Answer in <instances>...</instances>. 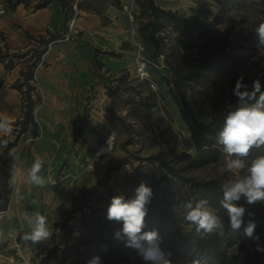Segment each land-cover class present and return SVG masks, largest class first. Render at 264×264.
Wrapping results in <instances>:
<instances>
[{"label":"rangeland","instance_id":"374dc122","mask_svg":"<svg viewBox=\"0 0 264 264\" xmlns=\"http://www.w3.org/2000/svg\"><path fill=\"white\" fill-rule=\"evenodd\" d=\"M157 4L187 15L192 14L193 9L203 7L215 13L219 7L218 0H157ZM134 6L136 12L133 21H136L138 27L140 8L137 0H134ZM0 9H3L0 18H4L9 11L3 3L0 4ZM257 19L264 22V8L247 2L245 6L228 12L220 23L196 40L199 48L194 47L190 51L192 62L196 61V57L215 49V45L219 47L225 43L229 44L225 52L228 57L230 56L227 58L230 72H206L203 76L187 81V102L200 111L203 118L221 113L222 115L217 117L221 119L232 110L225 98L232 78L237 80L243 75L245 82L248 78L252 82L259 78L261 71L264 70V47L258 48L256 42H242L236 38L238 35H235L239 24L244 23L242 20L252 22ZM134 35L135 39L121 42L123 51L120 52L121 60L118 61L122 64L115 66L114 63L97 60L94 64L95 78L91 83V90L84 96L71 97L69 113L59 112L63 117V124H58L62 143L54 145L62 147V155L56 163L52 160H43L44 165L40 175L45 178V185L37 187L26 183L27 171H24L23 181L21 177H18L16 182L11 180L13 184H9L12 189L9 202L5 209L0 210V264H38L43 258L49 259L54 264H86L95 256L101 258V264L152 262L143 260L138 250L134 248L126 247L125 258L111 260L99 245H87L84 242L85 229L81 223V211L74 212L69 221L63 223L68 210L78 203L83 191L91 189L100 179L104 180L98 183L99 195L92 194L91 203L101 215V219L108 220L106 211L111 198L116 195L126 197L130 192L126 172L133 169L150 171L148 161L142 160V157L160 149H164L167 154L178 152L184 148L183 137L190 134V129L169 93L166 82V78L170 76L167 59L174 60L172 56L168 58L169 48L181 39L179 31L170 27L163 29L160 35L164 40L158 51L139 35L137 29ZM5 43L12 51H23L29 47L27 44H12L6 32L0 28V46H4ZM106 52L115 54L113 50ZM138 55L157 64L149 69L155 88L147 81L137 78ZM256 61L257 65L254 63ZM18 63L22 68L24 67L23 62ZM6 71L0 64V76L3 77ZM33 84L35 89L31 95L36 101L33 111L35 119L36 106L42 104V97L37 81ZM20 98L22 104V94ZM63 102L62 98V104ZM35 123L37 125L35 134L38 130L42 134L39 122L35 121ZM110 129L116 135L115 145L107 155L95 160L93 151ZM25 132L27 134L24 132L19 134L17 150L23 147L27 136L35 135L29 129ZM13 135L12 133L8 137L12 138ZM38 139L40 136L33 141ZM17 150L14 147L12 153L15 168L20 156H15ZM189 151L193 153L194 149ZM226 159V154L222 153L218 159L192 169L191 174L204 178L218 177L225 183L233 178V174L225 168ZM242 159L246 165L252 162L248 157ZM34 161L29 162L32 165ZM31 187L40 203L33 210H30L29 205ZM32 211L48 218L51 232L50 238L39 244L23 239L30 231L23 221V216L24 213H32ZM83 211L88 209L84 208ZM62 231L65 234L60 239L59 234ZM58 239L61 241V250L54 252V244ZM248 239L244 240L248 241ZM86 249L89 250L87 253L84 252ZM166 258L171 264H187L178 257L166 254Z\"/></svg>","mask_w":264,"mask_h":264},{"label":"trees","instance_id":"16d2710c","mask_svg":"<svg viewBox=\"0 0 264 264\" xmlns=\"http://www.w3.org/2000/svg\"><path fill=\"white\" fill-rule=\"evenodd\" d=\"M50 1L0 0V4L3 3L5 8L11 11L18 4L37 9L46 6ZM58 2L64 11L65 27L75 10L83 6L90 7L82 5L79 0H58ZM74 2L76 9L73 8ZM114 2L118 3L119 0H114ZM137 2L140 8L138 33L154 46V50L158 51L163 44L164 37L160 35L163 29L170 27L180 33L181 39L169 48L168 58L172 56L174 60L168 61L167 59L170 76L166 78V82L169 86V93L190 129V134L183 137L184 148L178 152L167 154L164 149H160L142 157V160L148 161L150 171H137V169L127 171L125 175L130 192L125 198L134 197L135 189L142 182L152 189L153 196L150 203L146 204L147 215L142 231L157 230L159 235L157 243L160 250L166 254L170 253L172 257L181 258L186 263L198 261L199 264H264V252L256 251L257 244L264 246V204L248 205L244 199L238 201V205L247 209L244 217L245 224L238 232L233 233L229 226L227 212L220 205L221 185L224 182L218 177L204 178L191 174L192 169L218 159L223 153L220 146L215 144L214 137L216 131L222 126L224 118H217L221 113L203 118L202 113L189 105L186 99L188 80L203 76L206 72H230L227 61L230 56L228 57L225 52L229 44L225 43L219 47L215 45V49L196 57V61L192 62L190 51L194 47L199 48L196 40L220 23L231 10L245 6L247 2L264 8V0H218L219 7L215 13L203 7L193 9L190 15L164 8L155 0H137ZM242 22L244 23L239 24L235 31V35H238L236 38L242 42H256L254 30L262 23L260 19L252 22L242 20ZM65 29L61 30V33L47 32L38 35L25 32L29 39L27 44L29 47L23 51H12L6 43L0 46V64L6 70H10L18 62L24 64L19 71V77L11 84V87L23 95L21 115L14 122L13 137H0V141H7V147L0 159V210L6 208L10 199L12 189L9 179L12 170V153L18 142L19 134L27 129L32 134L36 133L37 125L33 113L36 101L31 95L35 89L34 69L42 61V55L48 43L59 38ZM254 63L258 64L257 61ZM259 79L264 85V70L261 71ZM247 80L246 83L251 84V79ZM3 81V77L0 76V86ZM235 82L236 80L232 78L225 97L232 110L237 106V98L232 94ZM190 149H194V152H190ZM260 155H264V147L252 149L247 157L254 160ZM103 180L100 179L98 183ZM98 183L94 184L91 189L83 191L78 203L68 210L63 223L68 222L74 212L81 211V223L85 229L84 242L87 245H99L109 259L119 260L125 258L127 253L126 238L122 240L115 237V233L122 229V221H104L94 209L91 195H99ZM190 199L193 200V204L199 199L208 200L210 210L223 222L225 232L223 237L217 234L204 235L202 231L197 233L195 225L185 220L187 209L184 203ZM84 208L88 211H83ZM247 212L254 214L252 219L257 225L255 233L259 235V241L244 240L247 238L244 233V227L249 219ZM64 234V231L59 234L60 239L64 237ZM60 244L61 241L58 239L54 244V252L61 250ZM87 251L89 250L86 249L84 252L87 253ZM43 262L51 261L43 258L38 264ZM141 264H152V262Z\"/></svg>","mask_w":264,"mask_h":264},{"label":"crops","instance_id":"0c3cea01","mask_svg":"<svg viewBox=\"0 0 264 264\" xmlns=\"http://www.w3.org/2000/svg\"><path fill=\"white\" fill-rule=\"evenodd\" d=\"M79 1L82 5L90 6L75 10V25L79 32L65 41L54 39L47 45L42 61L37 65L36 81L42 104L36 106L35 116L42 134L40 139L21 149L16 166L21 181L24 179V171L31 167L30 160H52L56 163L61 158L62 147L54 145L62 143L58 124H63V117L59 115V112L69 113L71 97L84 96L91 90L90 86L95 78V62L98 60L114 63L115 66L122 64L118 61L121 60L120 52L123 51L121 42L135 39L136 21L130 20L122 7L123 4L128 3L135 13L134 0H119L118 3L114 0ZM155 1L157 3V0ZM0 28L6 32L12 44L26 45L29 39L25 32L32 35L47 32L61 33V30L66 28L64 11L58 0H51L46 6L37 9L18 4L4 18H0ZM112 50L115 54L106 52ZM21 68L22 66L17 63L7 70L0 86V119L8 120L13 127L14 122L21 115V94L11 87V84L19 77ZM24 133L27 134V132ZM3 136L8 135L0 134V137ZM15 148L17 150V145ZM4 149L0 147V159ZM9 184H11V178ZM29 189L31 191L29 205L30 210H33L40 203L33 188Z\"/></svg>","mask_w":264,"mask_h":264},{"label":"clouds","instance_id":"9594fccd","mask_svg":"<svg viewBox=\"0 0 264 264\" xmlns=\"http://www.w3.org/2000/svg\"><path fill=\"white\" fill-rule=\"evenodd\" d=\"M256 46L264 47V22L255 28ZM232 94L237 98V106L227 112L222 126L215 133V144L226 154L225 168L233 174L221 185L222 199L220 205L226 210L229 217V226L233 233L238 232L245 224L247 209L237 202L244 199L248 205L256 203L264 204V155H260L249 165L242 158L247 157L254 148L264 147V85L259 78L248 84L241 75L237 78ZM12 124L5 119H0V134L11 135ZM0 147H7V141H0ZM44 161L36 159L27 169L26 183L37 187H43L45 178L40 175ZM243 173V174H242ZM153 196L152 189L145 183L135 189L132 198L123 195L113 196L107 207L106 218L110 221H122V229L115 233L118 239L126 238V247L138 250L145 261L153 264H171L157 243L158 231H142L147 215L146 204L150 203ZM70 208V205H68ZM187 212L185 220L195 225L197 233L204 235H225L223 222L220 217L210 210L207 199H199L193 204V200L184 203ZM249 217L244 227L245 236L253 241H259V235L255 233L257 227L253 213L247 212ZM23 221L30 231L23 237L26 241L39 244L50 238L48 218L39 213H24ZM123 234V235H122ZM256 251L264 252V246L256 245ZM168 256L171 254L168 253ZM86 264H101V258L95 256ZM187 264H199L198 261H190Z\"/></svg>","mask_w":264,"mask_h":264},{"label":"built area","instance_id":"2783aa9c","mask_svg":"<svg viewBox=\"0 0 264 264\" xmlns=\"http://www.w3.org/2000/svg\"><path fill=\"white\" fill-rule=\"evenodd\" d=\"M122 7L126 11L128 18L130 20H133L134 19V11L128 5V3L123 4ZM73 8L76 9L75 2L73 3ZM2 11H3V9H0V12H2ZM75 18H76L75 15H72L69 18V20L67 21V26H66L65 31L62 33V35L57 40L65 41V40L71 39L73 36H75L79 32L78 28L75 25ZM51 42H49L48 44H50ZM153 65L157 66L156 63H154L148 59H145L141 55H138L137 64H136V76H137V78H139L140 80L147 81L151 87L155 88V83L153 82V80L151 78V74L149 72L150 67ZM36 70H37V66L34 69V81H33V83H35V81H36ZM34 120L37 121L36 117ZM40 135H41V131L38 130L37 134L27 136L24 139L22 146L24 147L26 144H28L31 141H33L34 139L38 138ZM115 141H116L115 132L111 129L108 130L107 133L105 134V136L103 137V139L101 140V142L99 143V145L94 149L93 158L95 160H97V159L107 155L113 149V147L115 145ZM22 148L17 150V152L15 153V156H19ZM13 159H14V157H13ZM10 178H11L12 182L13 181L16 182L17 178H18V173L16 171L15 165H13V160H12V170H11V177ZM11 184H13V183H11ZM42 264H53V263L43 262Z\"/></svg>","mask_w":264,"mask_h":264}]
</instances>
